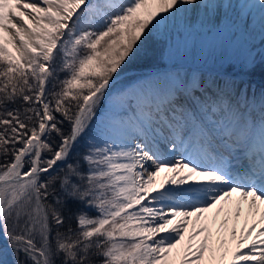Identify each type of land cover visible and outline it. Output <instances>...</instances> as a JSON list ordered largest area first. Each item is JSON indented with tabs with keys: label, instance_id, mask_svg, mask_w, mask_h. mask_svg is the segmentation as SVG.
I'll use <instances>...</instances> for the list:
<instances>
[{
	"label": "snow or ice",
	"instance_id": "snow-or-ice-1",
	"mask_svg": "<svg viewBox=\"0 0 264 264\" xmlns=\"http://www.w3.org/2000/svg\"><path fill=\"white\" fill-rule=\"evenodd\" d=\"M257 21L264 44V0H0L12 264H264V47L185 39Z\"/></svg>",
	"mask_w": 264,
	"mask_h": 264
},
{
	"label": "bare ground",
	"instance_id": "bare-ground-1",
	"mask_svg": "<svg viewBox=\"0 0 264 264\" xmlns=\"http://www.w3.org/2000/svg\"><path fill=\"white\" fill-rule=\"evenodd\" d=\"M235 32L234 29H226L224 31H222L219 34H201L197 40L195 42L192 41V36L190 37H185V39L188 41V43L190 45H195V47L198 50V54H197V58H199V52L203 51L205 55H207L209 53V50H213L212 51V55H217L219 56L221 54L222 51H226V53L230 56H241L244 54V43H245V37L244 35H249V36H253L256 35L258 32V21L252 24L250 33L247 32V34H245V32L242 33V38L241 41L237 40L235 38V35L233 34ZM189 60L192 59L191 56L188 57ZM208 216H211L212 214L209 213L207 214ZM223 215V214H222ZM231 223V221H230ZM241 222L237 223V227L240 226ZM210 227L211 230L213 231V233L216 232V229L218 227V225H212L210 223Z\"/></svg>",
	"mask_w": 264,
	"mask_h": 264
},
{
	"label": "rangeland",
	"instance_id": "rangeland-1",
	"mask_svg": "<svg viewBox=\"0 0 264 264\" xmlns=\"http://www.w3.org/2000/svg\"><path fill=\"white\" fill-rule=\"evenodd\" d=\"M250 30H251V29H250ZM242 33H243V32L241 31L239 34H236V35H235V38H236L237 40L241 41ZM245 34H247V32H246ZM199 36H200V35H199ZM199 36H198V35H194V36H192V41L195 42ZM244 37H245V40H246V41H245V43H244V47H243V48H244V51H243V52H245L246 49H247L250 45H252V44L255 45V50H256V51H258L260 48L264 47V44H262V43L260 42V36H259L258 33H257L256 35H253V36H249V35L247 34V35H244ZM155 52H156L155 55L157 54V56H156V60H155V62L150 63L151 67L157 65L158 62H159V60H160V57H159V55H158V53H157V52H158V49H157V51H155ZM152 55H153V54H152ZM189 61H191V60H189ZM164 62L167 63V62H168L167 59H165ZM128 77H129V76L127 75V73H126V74L124 73V74L121 75V79H127ZM0 251H2L3 264H12V256H11L10 252L8 251L7 247H0Z\"/></svg>",
	"mask_w": 264,
	"mask_h": 264
},
{
	"label": "trees",
	"instance_id": "trees-1",
	"mask_svg": "<svg viewBox=\"0 0 264 264\" xmlns=\"http://www.w3.org/2000/svg\"><path fill=\"white\" fill-rule=\"evenodd\" d=\"M158 47H159L158 44L155 43L154 41L150 40L149 42H147L143 52L135 61L133 68L140 67L141 65H144L148 62H152L153 60H155L156 58L155 51H157Z\"/></svg>",
	"mask_w": 264,
	"mask_h": 264
}]
</instances>
